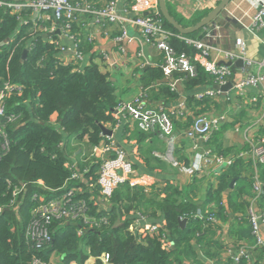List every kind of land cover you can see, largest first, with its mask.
Here are the masks:
<instances>
[{
  "label": "trees",
  "instance_id": "16d2710c",
  "mask_svg": "<svg viewBox=\"0 0 264 264\" xmlns=\"http://www.w3.org/2000/svg\"><path fill=\"white\" fill-rule=\"evenodd\" d=\"M167 6L185 27L197 23L208 13L194 15L186 21L168 2ZM158 11L159 14H151L162 19L167 29L180 34L163 18L159 6ZM32 13L31 7L14 11L0 4V93L5 103V113L0 116V264H30L34 257L50 264H88L90 256L98 258L94 264H104L102 255L110 264H184L192 256L196 264H204L196 256L193 243L199 231L198 241L204 244L202 239L209 230V227L203 229V221L195 217L194 212L200 205L187 198L181 200L182 192L168 181L166 185L155 184L149 198L143 184L128 180L114 191L110 210L97 211L100 160L94 158L85 164L81 157L106 139L103 126L113 124V110L119 102L116 86L110 74L93 61L81 66V59L75 54L71 61L61 59L66 48L62 49L58 42L60 36L44 30H50L49 24L56 20L48 13L51 22L40 19L33 23ZM59 22L70 24L68 32L73 36L74 20L63 18ZM214 22L193 33L180 35L202 39L217 24ZM74 42L76 51L83 55L84 46L79 48L76 40ZM171 44L177 53L190 56L197 52L193 45L179 37L173 36ZM197 67V76H184L186 83L191 87L214 83L212 74L201 64ZM147 74L163 80L161 88L165 98L178 97L177 91L171 90L164 80L161 66L151 68ZM5 84L8 87L5 88ZM144 84L146 90L147 83ZM200 100L206 103L213 99L205 96ZM73 157L80 161L82 168L87 165L84 179L71 178ZM239 161L233 160L230 168L219 176L220 189L228 187L231 179L239 176L235 170L241 165ZM261 166L264 170V164ZM220 189H209L207 204H215L212 208L215 213L227 218L224 205H220L223 200V189ZM237 191L233 189L229 200L234 211L238 210V204L244 205L241 209L247 206L244 194ZM69 192L63 208L71 218L57 216L55 212L43 215L35 211L40 203ZM160 194L163 199H156ZM155 208L160 210V215ZM138 212L161 219L159 234L142 231V239L138 241V233L128 229ZM103 216L109 218L108 222L100 223ZM181 217L188 221L184 227ZM34 221L37 222L35 229L39 225L49 236L42 239L39 247L36 246L38 239L33 237ZM163 233L168 238L165 241ZM261 254L264 256L263 251ZM253 257H258L255 252ZM226 262L231 264L232 260ZM241 264L249 263L243 260ZM253 264H262V257Z\"/></svg>",
  "mask_w": 264,
  "mask_h": 264
},
{
  "label": "crops",
  "instance_id": "0c3cea01",
  "mask_svg": "<svg viewBox=\"0 0 264 264\" xmlns=\"http://www.w3.org/2000/svg\"><path fill=\"white\" fill-rule=\"evenodd\" d=\"M89 1L94 10L100 11L114 0ZM137 1L116 0L118 12L129 18L140 13H149V10L141 12ZM166 1L176 14L187 21L191 20L194 15L209 12L221 0ZM257 1L232 0L215 19L214 23L220 26L218 38L215 40L208 39L207 36L202 39L197 38L215 47L209 55V60L212 61L216 58L219 63L231 62L232 75L227 82L224 84L212 82L191 87L182 79L177 85L178 97L170 99L163 95L161 88L164 85L163 80H158L147 74L151 68L161 66L163 55L154 45L145 40L134 25L108 21L98 23L94 13H79L74 20L73 38L61 32L62 25L57 20L52 25L49 24L50 30L44 28L49 31L50 35L57 32L60 36L58 42L66 48L60 58L65 61L75 59L73 47L76 43L74 40L79 44V48H82L83 45L80 65L85 66L93 61L104 72L109 73L115 83L116 96L119 101L133 100L144 90V83H147L145 89L149 106L155 109L165 107L173 111L176 131L175 143L170 155L167 153L170 147L164 137L157 132L140 129L137 123L129 117L122 119L114 130L110 129L111 127L107 128L114 133L116 142L127 150L128 159L138 171L139 176H142L140 183L144 185V190L149 198H151L150 193L155 184L166 185L168 181L182 192L181 200L187 198L189 202L200 205L194 213L201 210L216 217L217 222H202L203 229L209 227L206 238L202 239L204 244L198 241L199 231L193 237L196 256L204 264H230L226 262L229 259L222 260L224 257L223 248L227 244H253L248 209L251 205H255L257 209L264 210V195L253 201L255 196L254 176L258 173L264 179V170L261 166L262 163H255L249 155L252 141L264 135V85L246 86L241 92L236 88V84L249 73H264V27L252 29ZM197 5L199 9L192 16H184L190 8ZM48 19L50 21V16ZM123 30L133 37L131 43L118 41L117 38ZM242 44H245L246 47L245 55L228 61L225 53L233 52L238 56ZM139 53L142 54L141 57L138 56ZM195 54H190V56L195 57ZM104 55L114 61L112 65L106 62V58H103ZM164 80L169 85L166 77ZM227 83H232L228 89L214 86ZM208 90L216 91V98H212V101L209 100L206 103H200L201 100L197 96ZM199 114L218 119V131L214 132L207 140L192 139L186 136V129L194 117ZM202 155H207L208 158L207 161H203L202 171H189ZM218 158H222L223 161H218ZM235 159H239V164H241L235 167L239 176L231 179L228 187L220 189L219 176L230 168ZM174 162H177L178 165H174ZM183 168L187 170L184 171ZM210 188L223 189L221 194L223 200L220 205H224L229 217L218 216L212 209L215 204H207ZM235 188L238 189L237 192L244 194L247 206L241 209L244 205L238 204V210L234 211L233 206L230 208L229 200ZM249 193L252 195L249 196ZM162 197L163 194L156 195V199L161 200ZM154 211L160 215V210L155 208ZM138 213L144 217L147 224L162 222L160 218H153L149 213H146L147 216L142 215L141 212ZM134 216L138 217L137 214ZM182 219L187 218L181 217L180 221ZM245 230L249 233H246ZM215 253L217 255H214ZM255 253L256 257L258 256L257 259L262 257L263 261L264 257L261 251H255ZM97 259L90 256L87 263L94 264ZM101 259L103 260V258ZM257 259L254 257V260ZM186 263L196 264V260L192 256L184 264ZM104 264L110 263L104 262Z\"/></svg>",
  "mask_w": 264,
  "mask_h": 264
},
{
  "label": "built area",
  "instance_id": "2783aa9c",
  "mask_svg": "<svg viewBox=\"0 0 264 264\" xmlns=\"http://www.w3.org/2000/svg\"><path fill=\"white\" fill-rule=\"evenodd\" d=\"M137 3L139 4L138 7L141 12L149 10V13H140L137 16L131 18L125 17L118 12L116 0L111 1L100 11L92 9L91 5L87 3L86 0H34L28 2H6L0 0V4L8 5L9 7L14 8V11H20L22 8L31 7L33 9V13L30 17V20L33 23H36L40 19H48L49 16L48 18H46L48 13H51L53 18L57 21H61L63 18H67L68 20H75L79 13H94L96 15V21L98 23L108 21L134 25V27L141 32L145 40L151 45H154L162 53L163 61L161 63V67L164 71L165 77L169 81V86L173 91H177L178 82L184 79V76H197L198 64H201V66H203L210 74L213 75L215 83L224 84L225 82H227V80L232 75V64L231 62L219 63L216 58L212 61L209 60L211 51L215 49L214 46L206 41L192 39L180 34H175L170 29H167L164 26L162 19L151 14L152 12H154L155 14H159L158 0H138ZM198 9V5L196 7H192L184 16L190 17ZM21 21L24 20L21 19ZM261 27H264V0H258L256 2V12L253 16L252 29H259ZM69 29L70 24L66 23L65 25H62L61 32L64 35L73 38L72 35H69ZM219 32L220 26L218 24H215L210 30H208L206 36L208 39L215 40L216 38H218ZM173 36L179 37L182 40L186 41V43L193 45L197 49L195 57H191L184 52L177 53L171 44V38ZM117 39L118 41H125L128 43H131L133 41V37L129 36L126 30H123L122 34L119 35ZM76 47L77 45L74 44L73 51L76 58L80 59L82 55L80 54V52L76 51ZM245 53L246 47L245 44H242L240 54L238 56L233 52H226L225 56L228 61H232L237 57H243ZM141 55V53L138 54V56L140 57ZM104 57L106 58V62H108L110 65L113 64L114 61L112 59H109V57L106 55H104L103 58ZM258 85H264V73H249L244 79L236 84V88L241 92L244 91L246 86ZM6 87H8L7 84H5V88ZM216 95V91L208 90L203 94L199 93L197 98L202 99L205 96L216 98ZM3 99V95H1L0 93V116L4 115L5 113V103ZM126 117H129L132 121L136 122L140 129L149 132H157L160 134V136L164 137L170 147V150L167 153L169 155L171 154L175 143L176 131V123L173 111H170L165 107H159L158 109L150 107L148 104L146 90H142L141 93L137 95L133 100L118 102L117 106L113 110V124H110V129L114 130L117 124ZM218 127L219 123L217 118L199 114L194 117L191 124L186 129V136L192 139L207 140L213 134V132L218 129ZM250 147V157L254 159L255 163L264 164V136L254 139ZM82 157V162H84L85 164L94 158H99L100 160V166L98 169L99 176L97 180L99 196L97 199H95L96 205L98 206V212H108L110 210L112 195L114 191L119 187V185L127 182L128 180H133V184L140 183V179L142 176H139L138 171L133 167L132 162L129 161L127 150L116 142L114 133L107 134L105 140H103L98 145L93 146L90 153ZM207 160V155H202L199 161L192 166V169L188 170L193 172L202 171L203 161ZM218 161L221 162L223 161V159L218 158ZM174 165H178V163L174 162ZM71 168V178H83V171L88 167L87 165H85L82 168L79 160L73 157ZM183 170L186 171L187 169L183 168ZM254 178L255 182L253 185V189L255 196L253 198V201L264 195V179H262V177L258 173L254 176ZM73 191L74 188L71 190V192ZM71 192L64 193L57 199L49 200L45 203H40L35 211H40L43 215L49 212H55L57 216L71 218V214L63 208L65 201L67 200V197ZM262 210L263 209H257L255 205H251L248 209V220L250 223L251 235L254 239V243L241 245L227 244L223 248V261L231 259L233 264H241L243 260H246L249 264H253V253L255 251H263L264 253V210ZM137 215L138 217L134 222H132L128 229L134 233H138V241L142 239V231H147L150 234H159L162 222L158 224H147L145 223L144 217H141L140 213H137ZM195 217L205 222H217V219L213 214L208 215V213L201 210H198L195 213ZM87 219L94 223L96 222V219ZM108 219L109 218L107 216H103L99 220L101 223L108 222ZM36 224L37 222L34 221L32 230L34 239H38L36 246L39 247L42 245V239L49 238V236L47 232L43 231L44 229L39 225L37 229H35L34 225ZM82 231L83 228L79 229V232ZM167 239L168 238L166 233H163L162 240L165 241ZM100 258H103V261L106 263L103 255L100 256ZM30 264L50 263L43 262L40 258L34 257ZM262 264H264V259L262 261Z\"/></svg>",
  "mask_w": 264,
  "mask_h": 264
},
{
  "label": "water",
  "instance_id": "95a60500",
  "mask_svg": "<svg viewBox=\"0 0 264 264\" xmlns=\"http://www.w3.org/2000/svg\"><path fill=\"white\" fill-rule=\"evenodd\" d=\"M1 1H6V2H28V1H34V0H1ZM232 0H221L215 7H213L207 14L206 16L198 21L197 23L185 27L183 26L174 15L170 12L167 6L166 0H158V6L160 9V12L165 18V20L172 25L180 34L186 35L193 33L195 31H198L201 28L206 27L209 25L212 21L216 19V17L227 7V5L231 2ZM26 52L24 53V55ZM216 88H222V89H228L229 87L232 86V83H227L225 85H214ZM103 131L105 134H112V131L109 130L107 127L103 126ZM187 219H182L180 221L181 225L184 227L186 225ZM187 264V263H186Z\"/></svg>",
  "mask_w": 264,
  "mask_h": 264
}]
</instances>
